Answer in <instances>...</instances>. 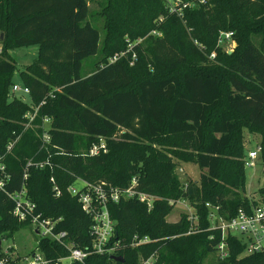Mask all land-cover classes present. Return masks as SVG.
Returning <instances> with one entry per match:
<instances>
[{"label":"trees","instance_id":"1","mask_svg":"<svg viewBox=\"0 0 264 264\" xmlns=\"http://www.w3.org/2000/svg\"><path fill=\"white\" fill-rule=\"evenodd\" d=\"M99 5L91 10L89 0H0V152L20 135L6 157L10 189L21 187L29 159L50 153L55 168L30 170L29 195L46 216L62 217L61 228L87 248L92 219L68 187L80 178L125 188L137 177L140 190L160 198L150 210L136 198L111 204L114 239L125 245L118 253L123 261L91 255L88 262L137 264L140 256L156 253L157 264H209L222 233L211 228L207 203L225 219L259 204L246 195L244 130L263 135L264 163V0H207L185 9L183 18L169 12L166 0ZM96 15L105 30L101 44ZM221 31L234 32L238 45L232 53L218 46ZM139 38L133 64L132 51L110 61L127 49V39ZM30 45L39 50L20 71L30 88L26 102L10 94L17 69L10 51ZM91 56L97 60L88 62ZM38 106L34 126L25 128L26 114ZM45 116L52 118L47 147L40 139ZM101 139L105 150L91 155ZM180 162L197 163L199 180L184 184ZM260 191L263 196L264 188ZM177 200L196 209L198 224L191 233L187 214L167 219ZM13 205L0 192V240L26 226L11 214ZM135 234L151 242L132 247ZM226 239L229 256L217 258V264H264V251L246 253L239 236ZM42 246L50 247L49 256L66 253L56 243Z\"/></svg>","mask_w":264,"mask_h":264},{"label":"built area","instance_id":"2","mask_svg":"<svg viewBox=\"0 0 264 264\" xmlns=\"http://www.w3.org/2000/svg\"><path fill=\"white\" fill-rule=\"evenodd\" d=\"M207 0H166V6L171 13H175L181 18L184 17V10L192 8L198 4H204ZM162 20V18H160ZM152 34L161 35V32L152 30ZM0 33V60L3 54V43ZM233 31H221L218 37V46H224L228 42L234 40ZM143 38L131 41L127 39V49L116 53L110 58L111 62L117 61L122 56L129 52L132 53V64L136 59V53L133 51L134 47L142 42ZM216 52L210 54V58H215ZM17 93L30 94V88L26 85L15 82L11 87V96H16ZM43 102H41L42 104ZM40 104V105H41ZM39 106L36 107L33 113L26 114L27 121L24 123L25 128L33 127L34 120L37 115ZM52 118L49 116L43 117L42 132H40V139L43 147H47L51 142V135L49 130L51 128ZM20 135L10 140L5 148V151L0 152V192L4 193L11 201H13V209L11 214L20 222L30 227L36 239V248L29 253L22 255L14 247L1 249L0 244V264H90L88 259L91 255H112L119 256L118 253L125 247V245L116 236V220L112 217L110 205L118 203L124 199L136 198L140 202L145 203L150 210L153 206L154 200L159 199V196L142 191L138 188V178L133 177L129 185L125 188L114 186L109 182H89L82 180L81 187L76 186V182L68 187V191L76 196L81 203L83 210L91 217L92 224L90 233L92 242L87 247H79L71 239L70 233L67 229L61 228L62 217L54 218L46 216L39 210L38 204L32 200L29 195L27 187V180L30 176L32 168L54 170L55 164L52 161V155L46 158L37 160L29 159L24 165L22 185L19 189L11 190L10 186L13 184V175L10 172L6 157L12 151L16 143L19 141ZM105 150V143L100 140V143L94 144L90 149L91 155L98 154L101 149ZM262 151L261 143L257 144L256 149L248 152V158H245L246 165L254 166L255 159ZM80 179V178H79ZM51 182L56 196L62 194L55 176H51ZM256 199V198H255ZM259 204L253 206L251 210L240 208L237 213L230 219H225L218 212L217 206H212L207 203L209 207V218L212 226L221 230L222 239L217 245L218 258L223 260L229 256V245L227 242L228 236H239L246 244V253L264 251V195L257 199ZM180 200L175 201L179 202ZM187 216L192 223L191 229L188 233L194 231L198 224V215L194 212ZM197 228V227H196ZM193 229V230H192ZM6 237V236H5ZM3 237L2 240H4ZM56 243L58 247L65 250V254L57 256H49L47 249L50 247L42 246L43 242ZM151 242L148 235L141 236L135 234L131 240L132 247H138ZM52 247V246H51ZM60 253V252H59ZM158 256L156 253L148 257L140 256L137 264H157Z\"/></svg>","mask_w":264,"mask_h":264},{"label":"rangeland","instance_id":"3","mask_svg":"<svg viewBox=\"0 0 264 264\" xmlns=\"http://www.w3.org/2000/svg\"><path fill=\"white\" fill-rule=\"evenodd\" d=\"M91 5V10H96L100 8L99 2L100 0H89ZM93 24L100 30L101 41H103L105 30L103 27V19L96 15V20L93 21ZM261 37H258L257 40H260ZM238 42L234 39L231 42H228L223 46V49L229 53H232L234 49L237 47ZM39 47L37 45L23 46L12 49L11 55L15 60L17 69L14 74L13 80L14 82L20 83L23 85V81L20 77V71L25 69L28 65H30L38 56ZM98 56H91L88 59V62H95ZM87 60L85 61L86 64ZM16 97L22 98L26 102H31V97L29 94L17 93ZM244 137L246 141V149H245V157L248 158V152L250 150L256 149L257 144L261 143L263 135L261 133L250 132L248 129L244 130ZM255 165L245 167V175H246V195L250 198L259 199L262 197V193L260 191L261 188H264V163L262 153L254 160ZM177 173L181 179V181L186 184L190 179L199 180L201 170L197 163L193 162H180L177 167ZM83 182L81 179L76 181V186L81 187ZM192 212L196 213L195 207L189 203L187 200H180L175 203V206L172 212L168 215L167 219L169 221H177L180 219L182 214H187L190 216ZM197 214V213H196ZM192 225V223H191ZM9 247H14L16 251L20 254L25 255L29 253L31 250L36 248V239L34 237L33 232L30 227L23 226L14 234L6 236L1 243V249H7ZM217 252L215 255L210 254L206 260L209 264H217Z\"/></svg>","mask_w":264,"mask_h":264},{"label":"water","instance_id":"4","mask_svg":"<svg viewBox=\"0 0 264 264\" xmlns=\"http://www.w3.org/2000/svg\"><path fill=\"white\" fill-rule=\"evenodd\" d=\"M1 38H3V34L1 35ZM0 244H1V242H0ZM111 258L114 259V260H117V261H121V262L123 261V257L122 256H114V255H112Z\"/></svg>","mask_w":264,"mask_h":264}]
</instances>
